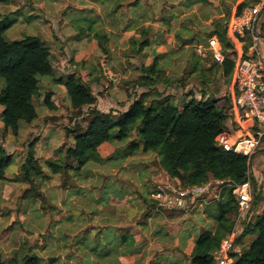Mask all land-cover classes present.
Masks as SVG:
<instances>
[{
  "label": "crops",
  "instance_id": "crops-1",
  "mask_svg": "<svg viewBox=\"0 0 264 264\" xmlns=\"http://www.w3.org/2000/svg\"><path fill=\"white\" fill-rule=\"evenodd\" d=\"M80 1L71 3L70 0H11L8 4L0 5V23L3 22L5 17L9 16L11 19L4 33L5 39L6 37L11 39H6L7 41H18L26 36L37 37L50 49L51 54L52 75L38 79V95L33 100V105L34 101L37 100L39 105L41 104L43 107L39 106V109L35 107L36 112L38 110L37 119L30 124L20 122L19 128L30 127L33 129L39 125L41 127L43 119L54 116L62 117L64 114L61 111L59 112V109L63 106L68 109L67 116H69L72 110L61 81L65 82L72 75L88 83L92 93L97 98L95 106L100 112L114 111V114H116L125 111L129 105L127 102L126 107L122 108L121 111V103L126 100V95L122 85H119L120 79L125 82L129 76L136 77L140 75L141 67L150 65L154 59H157V63L162 67L165 75L164 68L169 67L171 59L181 54L182 59L187 56L189 60L187 53L189 52L192 55L193 51L194 57L192 56L193 62L190 63L189 72L197 76L201 72L209 74V66H205V61L209 59L197 56L196 48L205 45L207 36L214 30L219 20L223 18V7L233 9L238 4H244L245 9L258 4V0H161L163 6L167 9L165 15L164 12L158 16L159 11L165 9L164 7L158 8L159 0H119L115 8L111 7L115 1L103 3L102 5H98V0ZM93 17H95V21L90 22ZM82 19L96 25L89 29L84 28L85 31L77 35L73 31L75 27L73 22ZM258 19L257 34L259 40L257 50L259 59L264 65V6L261 8ZM142 30L148 34L149 46L141 54L131 55L129 42L139 43L142 40ZM96 35L105 37L107 55L99 49ZM195 35H202L203 38L196 39L198 37H195ZM173 39L179 42L175 48L172 42ZM187 48L193 50L186 51ZM117 65L118 68H116ZM217 66L214 70L221 82L224 79L222 78V71ZM262 76L264 81V70ZM104 77L110 82L112 93L111 90H107ZM113 77H116V79H113ZM165 79H168V77ZM217 86L219 87L220 83ZM101 92L104 93L99 95ZM46 93H51L52 109L43 104ZM167 94L171 95L168 92L165 95ZM226 94H228V89ZM107 95L111 96L110 104L106 100ZM211 95L207 94L204 99L212 97ZM222 96L213 94L214 99ZM123 98L125 99L123 100ZM191 98L190 96L184 98L185 103L189 102ZM227 115L225 132L230 134L233 131L231 128L238 129L240 128L239 125L243 126L238 134L233 132L230 134L231 136L240 138L249 135L253 131L251 124L240 123L241 119L236 121L231 110L227 112ZM41 130V134L35 135L34 138L36 139L34 147L36 158L41 163L48 159L60 158L64 149L72 144L71 138L66 140L65 135H50L48 126L46 130L45 128ZM242 131L245 132V135H240ZM18 133L17 136L4 135V146H6V152L11 155L13 163H10L7 169L6 180H0V216L9 217L6 224L3 225L8 228L9 232L3 237L0 234V258L3 261L1 264H12L11 253L19 248L18 242L20 243L22 238H26L30 244L36 245L38 257L41 259L40 264H71L72 261H75L76 264H169L182 259L178 248L183 245H185L183 251L187 253L191 251L197 233L186 227L188 218L191 222L190 214L184 216L178 212L167 214L168 211L155 209V212L153 211L149 218L142 219L141 214L145 211V207L134 197L132 200L129 199L131 205L125 206L127 211L123 212L122 215L121 210L114 212L115 207H113L110 212H101L94 215L91 221L89 215H92V213L87 208L80 207L81 204H84L80 195L76 194L68 197L60 189L59 179L57 187L59 193L62 194V196H59V200L55 196H46L49 203L55 206L57 210L44 213L39 210L36 203L29 209H25L22 205L23 207L18 211L19 216L15 215L19 198L26 185L14 184L9 181L13 180L18 174V169L24 158V149L20 147V144L28 138L27 135ZM55 137L58 140L51 143L50 139ZM263 156L264 149L252 158L249 169L252 189L254 190L255 187L260 196L258 202L255 205L251 202L249 208L240 215H238V212L231 215V218L235 221L236 237L241 234L245 224L254 223L255 217L264 209ZM142 159L145 160L144 163L147 167H151L149 169L151 172H157V179L155 178L157 181L148 177L151 180V186H157L160 182L168 179L167 175L153 164L159 161L157 156L143 155ZM255 160L258 162L252 166V162ZM9 169H11V172L8 171ZM55 177L51 176L50 179L41 184L40 189L43 193L47 183ZM251 180L254 181V187ZM87 182L78 188L87 190L91 187L86 185ZM4 193H7V195L5 199H2ZM90 193L93 198V191ZM117 205L121 206L119 203ZM201 206H204V204H197L193 211L196 210L198 214ZM193 211L190 213H193ZM202 213L204 212L202 211ZM110 215L116 216V220L111 221L109 225L106 220L110 218ZM121 216L127 218L129 222V225L125 226L130 227V233L134 238L133 247L121 248V246H117L108 257L103 259H96L84 250L78 251L82 245L92 242L94 230L89 231L90 234H83L85 227H100L98 235L99 240L103 243L107 239L104 234L106 226L114 225L113 227L120 229ZM177 217L180 219L179 223L174 220ZM25 224L28 225L25 226ZM201 228L213 231L215 228L214 218L202 214L200 222L193 224L194 230ZM59 235L60 238H57ZM113 235L119 237L120 232L118 231L110 236ZM114 240L115 238H113ZM64 241L70 244L68 255H65L64 252ZM61 246H63V249H61ZM7 247H10V249ZM238 248L239 246L234 247L233 254H235V250H239ZM8 253L11 255L9 256ZM70 257L71 260L67 261Z\"/></svg>",
  "mask_w": 264,
  "mask_h": 264
},
{
  "label": "trees",
  "instance_id": "trees-1",
  "mask_svg": "<svg viewBox=\"0 0 264 264\" xmlns=\"http://www.w3.org/2000/svg\"><path fill=\"white\" fill-rule=\"evenodd\" d=\"M10 1L0 0V5L8 4ZM244 6L238 4L233 9L224 6L223 18L207 36V38L211 36L218 38L224 54L221 65L212 61L222 71L224 83L230 84L228 94L222 97L214 99L212 96L198 101L191 98L179 109L172 104L171 95L163 96L161 92L154 90V87L162 81L167 84L157 59H154L150 65L141 67L140 75L133 77V81L123 82L122 87L129 105L125 111L116 114L114 111L103 113L96 108L97 98L88 83L81 78L72 75L65 82L61 81L72 110L68 122L73 123L72 127H64L65 139L71 138L72 144L64 149L60 158L48 159L43 163L36 158L34 150L36 139H28L20 144L24 149V158L17 176L9 181L26 185L19 198L17 211L23 206L29 209L36 203L39 210L44 213L57 210L40 189L43 182L51 176H56L59 179L60 189L68 197L80 195L87 210L92 213L89 215V220L92 221L94 215L102 212L99 208L108 205L111 198L109 194L112 193H109L111 192L109 187L100 190L94 187L90 190L79 189L78 187L84 185L87 182L86 178L90 176L85 170L93 164L103 166L110 161L123 160L135 154L157 156L159 161L154 162V166L162 170L168 178L178 179L182 186L203 185L210 179L230 181L233 185L243 184L247 180L246 158L223 151L216 146V138L226 129L227 112L236 94L235 86L230 83L234 61L246 56L251 43L247 34L237 36L229 30L231 20L241 14ZM7 28L8 23H0V80L4 82L3 88L0 89V122L4 133L9 132L17 136L20 122L30 124L37 119L33 100L38 95V79L52 75V64L50 49L39 38L26 36L21 40L9 42L4 36ZM141 32L142 40L139 43L129 42L131 55H139L149 46L148 34L144 30ZM95 38L99 49L107 55L105 37L96 35ZM133 85L134 91L131 92L129 87ZM137 89L144 91L136 94ZM152 93H155V97L163 96V98L149 100ZM50 99L51 93H46L45 106L52 109L53 104ZM60 120L56 117L48 119L49 122L54 123H61ZM117 144L123 146L114 149L108 157H103L102 151L106 147H114ZM113 154L116 155L114 158ZM11 159L0 139V180L2 181L6 180L5 175ZM140 178L141 180L145 178L142 173ZM251 182L254 187V181ZM142 187V190L137 192V199L145 207L141 218L147 219L156 209L155 203L149 198L156 186L143 181ZM93 189H95L93 198L98 193L104 192L105 195L103 198H98L96 195L97 203L92 201L90 192ZM115 197L121 199L123 193ZM259 198L254 187L253 205ZM213 203L214 213L208 210L212 202L206 206H209L207 211L211 212L207 216L215 220L214 230L192 229L197 233V237L191 251L189 253L183 251L185 248L183 245L178 248L182 259L169 264H215L214 252L218 250L220 242L232 231L233 247L229 254L232 264H264V209L255 217L254 223L245 224L241 234L236 237L235 221L231 218V215L237 212L233 190L225 188L221 192L220 199ZM114 207V212L121 210V215L127 211L124 205L115 204ZM114 220L116 216L110 215L106 222L110 225ZM186 222L187 225L189 221ZM125 225H129V222L127 218L121 216L120 229H116L114 225L106 226L104 234L107 239L103 243L98 235L100 227H85L83 234H90L91 230H94L92 242L82 245L78 251L84 250L96 259H103L108 257L117 246L133 247L134 238L130 233V227ZM118 231L119 237L110 236ZM248 236L253 237L248 247L233 254L234 247L242 245L243 240ZM11 262L40 264L41 259L38 257L36 245L22 238L19 248L12 253Z\"/></svg>",
  "mask_w": 264,
  "mask_h": 264
},
{
  "label": "rangeland",
  "instance_id": "rangeland-1",
  "mask_svg": "<svg viewBox=\"0 0 264 264\" xmlns=\"http://www.w3.org/2000/svg\"><path fill=\"white\" fill-rule=\"evenodd\" d=\"M70 1H72L71 3L81 2L80 0H70ZM113 1H115V2L113 3V5L111 7L115 8L117 6L119 0H98L97 3H98V5H102L103 3L113 2ZM116 1H117V3H116ZM159 7H164L161 0L158 1V8ZM166 9H167V7L165 9H162L161 11H159L158 16L162 15L166 11ZM165 14H166V12L164 13V15ZM187 19H188V17H187ZM10 21H11V19L8 16V17H5V19L3 20L2 23L6 24ZM91 21H95V17L90 19V22ZM73 25L75 26L73 31L77 35L78 34L80 35L82 32L85 31L84 28L89 29L90 27H93L96 24L86 22L84 19H82V20L73 22ZM196 36L197 35H195V37ZM197 37L198 38H196V39H202L203 38L202 35L197 36ZM6 39L11 40L7 37H6ZM172 42H173L174 48L177 47V45L179 44V42L176 39H173ZM190 49H192V48H187L186 51H190ZM187 55H188L189 60L191 62L187 59V56H185L184 59H182L181 54L176 55L173 59L170 60L169 67L164 68V70H165L164 77L165 78L168 77V79H166L167 84L163 83V81H162V83H159L154 87V90L157 92L158 91L161 92V95L163 94V96H165L164 94H166L167 92L170 93L172 95V99H171L172 104L174 106H177L179 109H181L183 104L185 103L184 98H186L188 96H190L194 100L198 101L199 99L204 98V96H206L207 94H212L211 96H213V94H216L217 96L226 95V91H227V89H229L230 85L227 86V84L224 83V80H222L220 82V80L218 79V76H217V72L215 73V70H214L216 66L214 65L212 60L207 58L209 60L205 61V66H209L208 67V69L210 70L209 74L201 72V74L197 76V75H193V73L191 74L189 72L190 68H191V64L193 62L192 56L194 57L193 51H192V55L189 52L187 53ZM107 67L109 68V66H107ZM118 67L119 66L117 65L116 68H118ZM107 76H108V74H107ZM46 77H48V76L41 77V78H46ZM161 78H163V75ZM104 79H106L105 85L107 86V90L108 89L111 90L112 87L110 85V82L108 81L107 78L104 77ZM113 79H116V77H113ZM132 79L134 80V78L132 76H129L127 81H133ZM0 82H1V80H0ZM1 83H2V88H3L4 82L2 81ZM218 83H220L219 87L217 86ZM122 84H123V81H121V79H120L119 85L121 86ZM134 87H135L134 85L129 87L131 92L134 91V89H133ZM0 89H1V84H0ZM143 91H144V89H139V90L137 89L136 94H139ZM110 92L112 93L113 91L111 90ZM103 93L104 92H101L99 95H102ZM108 95L106 96V100H107L108 104H110V102H111L110 97L111 96H108ZM163 96L155 97V93H152L149 100H153L155 98L157 100H159V99L161 100L163 98ZM124 99L125 98H123V100ZM43 104L45 105V103H43ZM125 104L127 105L126 100H124L121 103V111L123 110L122 108L126 107ZM34 106L37 109H39V106L43 107L41 104L39 105V101H37V100L34 101ZM230 110L235 115L234 119L236 121L241 118V115L239 113H237L235 110L233 100L230 103ZM60 111L64 115L62 117L56 116V118H60L61 123L60 122H58V123L49 122L48 119L53 118V117H50V118L43 119V121L41 120L42 124H41V127H39L40 125L38 126L39 128L36 127V128L31 129L30 127L29 128H22L21 127V128H19L18 132H20V135H27V137H28L27 140L28 139L31 140V139L35 138V135L41 134L42 128H45V130H46V128L48 126V129L50 130V135H65L64 127H66V126L72 127L73 123L68 122V116H67L68 109H65V107L63 106V107H60L59 112ZM37 113H38V110H37ZM246 123H248V122H246ZM225 124H226V122H225ZM249 125H250V123H249ZM239 127L240 128H238V129L231 128V130H233V131H231L230 134H232L233 132L234 133L237 132L236 134H238L243 126L239 125ZM251 127H252V125H251ZM4 135H12V134L9 132L4 133L2 130V124L0 123V136H1L0 139H1L3 146L5 145ZM18 135H19V133H18ZM132 135L134 137V133ZM240 135H245V132L242 131V133ZM51 139H50V141H52L51 143H55L58 140V139H56V137L51 138ZM120 146L122 147L123 144H121V145L117 144L116 146L114 145V147L113 146L112 147H106L102 151L103 157H108L110 154H112L114 149H117L118 147L120 148ZM4 148L6 150V146H4ZM115 156L116 155H114L112 157L114 158ZM142 156L143 155H141V154H135L131 157H128V158L126 157L123 160L120 159L119 161H110L109 163H107L106 165H103V166L93 164L85 170L88 173V175H90L89 177L86 178V180H88L86 185L91 186L88 189H91L92 187H94L95 189H99V190L103 187H105V188L109 187L111 189V192H109V193H112V195H110L109 193L108 194H109V198L110 197H112V198H111V200L108 201V205L105 208H101V207L99 208L103 213L112 211V208L114 207V205L118 204V203L121 205H124V206H126V205L130 206L131 205L130 200H132L134 197L137 198V192H140L142 190L143 181H144V183H151L150 179H153V180L157 179L156 178L157 172L156 171L151 172L149 170L151 167L146 166V164L144 163L145 160L142 159ZM257 159H258V157H257ZM257 162L258 161H256V160L254 162H252V166L256 165ZM10 163H13V160ZM8 171L11 172V169H9ZM140 173H142L145 177L142 180L140 178ZM57 186H58V178L55 177L54 179H52L51 181H49L47 183V186L44 189V191H45L44 193L46 195L45 194L44 195L48 196V197L55 196L57 198V200H59L58 198H59V196H62V194L59 193V189ZM56 188H57V190H56ZM95 189H93V193L95 192ZM103 193L104 192L95 194V198H96V195L98 198H103L105 196ZM120 193H123V197L122 198L120 197L121 199H117L115 197V195H118V194L120 195ZM3 195H4V197L2 196V199H5L7 193H4ZM95 198H92V201L94 203H97V198L96 199ZM103 200H105V199H103ZM213 205H214L213 202H212V204L209 205L211 207L206 206V204H204V206H201V208H199L201 210L198 209L199 212L201 211V213L198 212V214H197L196 210H195V211H193V213H190V215L188 214L189 216H191V218H190L191 222H189L186 225V227H188L189 229H193V224L196 222H200V220L202 218V214L208 215L209 213H211V212L207 211L208 207H209L208 210H211L213 212V210H214ZM74 206L78 207L76 205H74ZM80 207H82L83 209L84 208L86 209V205H84V204H81ZM202 211L204 213H202ZM214 212H215V210H214ZM168 213H170V212H167V214ZM19 214L20 213L16 210L15 215L19 216ZM184 215H186V214H183V216ZM1 217L2 216H0V234H1V237H3V236H6V234L9 232L8 228L3 226L6 224L9 217H2V218ZM208 217L210 218L211 216H208ZM174 220H175V222H178V223L180 222L179 217H177ZM188 221H189V218H188ZM209 221L211 222V220H209ZM26 225H28V224H25V226ZM20 228L22 229V226ZM57 238H60V235ZM252 240H253L252 236L246 237L243 240L242 245L239 246V248H238L239 250H235V254L239 253L243 248L248 247V245L250 244V242ZM28 242H29V240H28ZM18 244L20 245L19 242H18ZM63 244L65 246L64 247L65 248L64 249L65 255H68L70 252V249H69L70 244L65 243V241L63 242ZM7 248L10 249V247H7ZM61 249H63V246H61ZM11 254L8 253L9 256ZM70 260H71V257L67 261H70ZM1 262H3V261L0 258V264H1ZM71 264H76V263H75V261H72Z\"/></svg>",
  "mask_w": 264,
  "mask_h": 264
},
{
  "label": "built area",
  "instance_id": "built-area-1",
  "mask_svg": "<svg viewBox=\"0 0 264 264\" xmlns=\"http://www.w3.org/2000/svg\"><path fill=\"white\" fill-rule=\"evenodd\" d=\"M264 0L247 7L241 14L231 20L229 30L232 34L241 36L247 34L250 38V47L244 58L234 61L231 83L236 88L233 104L237 113L241 115L240 123L248 122L253 131L244 137L235 138L227 132L220 133L216 138V146L225 152L243 156L247 160V180L241 185H233L230 181L210 179L207 183L198 186H182L178 179H166L157 184L149 195L158 211H177L190 214L197 204H208L218 201L225 188H231L236 199L238 215L249 208L253 200V189L250 183V165L252 158L264 149V81L262 71L264 65L259 59L257 43L258 17ZM199 57L210 58L221 65L224 54L216 36L207 38L205 45L196 48ZM234 233L226 236L213 254L215 264H232L229 254L233 247Z\"/></svg>",
  "mask_w": 264,
  "mask_h": 264
}]
</instances>
